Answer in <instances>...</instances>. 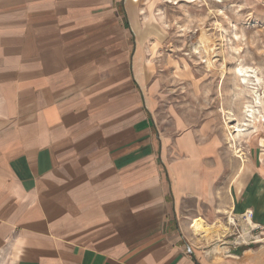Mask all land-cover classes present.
I'll return each instance as SVG.
<instances>
[{"label":"crops","instance_id":"1","mask_svg":"<svg viewBox=\"0 0 264 264\" xmlns=\"http://www.w3.org/2000/svg\"><path fill=\"white\" fill-rule=\"evenodd\" d=\"M134 1L0 0V264H264L191 228L252 210L264 234V127L236 170L209 118L163 117Z\"/></svg>","mask_w":264,"mask_h":264},{"label":"rangeland","instance_id":"2","mask_svg":"<svg viewBox=\"0 0 264 264\" xmlns=\"http://www.w3.org/2000/svg\"><path fill=\"white\" fill-rule=\"evenodd\" d=\"M132 9V24L143 43L138 74L147 97L163 117L173 109L192 119L209 118L226 138L229 167L237 170L246 160L250 135L264 127L262 107L253 128L236 141L229 138L236 136L229 116L244 121L250 99L249 89L238 84L237 65L254 67L264 95V0H138ZM203 41L210 42L209 50L198 49ZM218 222L228 225L223 219L210 225ZM240 228L237 223L206 254L228 248L241 235ZM262 232L256 230L257 237L246 234L242 242L264 241Z\"/></svg>","mask_w":264,"mask_h":264},{"label":"bare ground","instance_id":"3","mask_svg":"<svg viewBox=\"0 0 264 264\" xmlns=\"http://www.w3.org/2000/svg\"><path fill=\"white\" fill-rule=\"evenodd\" d=\"M209 48H211L209 41H203V42L199 43L198 49L209 50ZM235 50L237 52H239V50H237V49H235ZM256 72L257 71L254 69V67H250L247 65L245 66L243 63L240 64V66L237 65V67L235 69L236 76L239 78L238 84L244 85L249 89L250 99H249L248 104L246 105L244 121H242V122L236 121L235 119H233L232 116H229L230 122L235 123L234 125H232L230 127V131L232 133L236 132V136L232 135V134L229 136V138L231 140L233 138V141H236L237 136H242L245 133H247L249 131L250 126H251V128H253L252 123L254 121H256L257 119H259V116L262 115V112H263L262 107H264V95H263V92L261 91V87L259 86V84L255 80L257 77ZM258 75H259V73H258ZM233 141H232V147H234ZM239 157L242 158V160L244 161L243 155H239ZM230 222L231 223L234 222L233 217L230 218ZM218 223H220V222H218ZM242 225H243V229H242L243 231H242L241 237L237 238L236 240H233L232 242H236L238 240L243 241L245 235L250 233L251 228L255 227L256 223L253 221L252 218H248V220L244 221V224H242ZM191 228L193 229L194 234H196L198 238L205 237L206 239L209 240L210 237L212 238V236L216 235L217 239L219 240V242L217 244H219L222 241V237L225 235V233H227L230 230L229 225H225L223 223H220L219 225L207 224L206 221L202 217L196 218L193 221ZM213 241H214V239H213ZM261 243H264V241H260V244ZM250 247H252V246H250ZM218 252L219 251H217V250L216 251L211 250V252H209L207 255L210 258H217L219 256Z\"/></svg>","mask_w":264,"mask_h":264},{"label":"built area","instance_id":"4","mask_svg":"<svg viewBox=\"0 0 264 264\" xmlns=\"http://www.w3.org/2000/svg\"><path fill=\"white\" fill-rule=\"evenodd\" d=\"M253 217V212H252V210H246L244 213H242L241 214V216L239 217V218H235V217H233V218H235L236 219V222H234V227H237V223L238 224H240V233H241V235H242V224H241V220L242 221H247L248 220V218H252ZM260 228V226L258 225V224H256V226L255 227H252L251 228V231H250V233H251V236L252 237H257V236H254V232L256 231V230H258ZM241 235L238 237V238H240L241 237ZM237 239V238H236ZM253 240V239H252ZM251 239H250V241H252ZM249 241V242H250ZM248 243V242H247ZM247 243H243L242 241H236V242H234V244L235 245H242V244H247ZM248 244H250V243H248Z\"/></svg>","mask_w":264,"mask_h":264}]
</instances>
